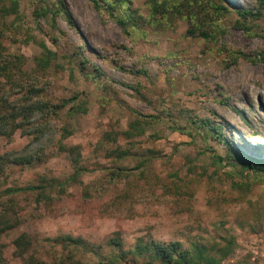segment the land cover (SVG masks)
<instances>
[{"label":"rangeland","instance_id":"rangeland-1","mask_svg":"<svg viewBox=\"0 0 264 264\" xmlns=\"http://www.w3.org/2000/svg\"><path fill=\"white\" fill-rule=\"evenodd\" d=\"M125 1L143 16L127 30L107 2L97 8L90 0H64L73 22L55 13L58 0H48L51 10L41 17L37 0H21L17 16L4 18L0 12V96L14 99L21 88L37 85L53 102L79 94L87 108L70 112L66 106L55 118L60 131L63 126L73 131L64 142L80 145L86 168L83 183L69 187L67 195L37 203L31 194L5 193L8 187L38 183L41 176L72 173L69 156L57 147L31 166L0 169V215L10 197L19 214L15 228L0 231V252L7 262L19 263L13 241L27 233L29 254L48 264L61 258L67 263L69 255L95 264L93 251L47 238L82 237L100 245L103 257L112 254L107 241L116 235L126 250L139 237L181 241L185 247L198 239L223 244L234 237L237 247L224 264H264V180L252 178L246 186L247 179L234 169L241 159L228 156L227 149L231 142L236 154L264 157V64L234 60L227 51L264 48V8L259 19L248 22V33L236 26L240 18L233 7H257V0H221L230 11L218 22V39L205 40L188 35L186 18L150 20L147 0ZM43 45L50 51L48 61L42 59ZM95 67L100 79L88 76L97 75ZM133 110L146 115V132L127 139L121 133L135 119ZM189 115L220 123L226 137L211 136L206 127H194L193 135L176 130L192 127ZM108 133H118L117 141ZM29 139L20 130L12 137L0 134V153L20 149ZM118 145L132 149V155L116 158L111 151ZM212 154L223 160L214 164ZM142 159L150 160L145 173ZM137 261L150 264L140 256Z\"/></svg>","mask_w":264,"mask_h":264},{"label":"trees","instance_id":"trees-1","mask_svg":"<svg viewBox=\"0 0 264 264\" xmlns=\"http://www.w3.org/2000/svg\"><path fill=\"white\" fill-rule=\"evenodd\" d=\"M20 1L1 0L0 12H3L1 15L4 18L9 14L19 15ZM37 1L39 2V6L35 9L37 17L47 15L51 10L48 0ZM90 2L97 8L101 7V2H107L108 11L125 30H127L130 23L133 26H137L138 22L143 19V16L140 15L139 17L136 11L127 6L125 0H90ZM127 2L129 3V1ZM147 3L150 8V20L159 19L157 18L158 15H160V18H186L190 24L187 31L188 35L202 36L205 40L218 39V22L224 18V11H230V6L224 5L221 0H147ZM58 4L60 6L57 7L55 13L57 11L58 13H64L68 20L73 22L64 0H58ZM257 4V7H233V12L240 18L236 23L239 29L249 33L250 26L248 22L261 17L264 0H257ZM144 19L147 20V17ZM43 47L46 53L42 56V59L44 58L45 61H48L45 58L50 57V51L46 45H43ZM227 51L234 60L245 58L255 64H264V48L258 49L253 53H246L240 49H227ZM85 62L82 61V70L87 69ZM95 70L97 75L89 72L88 76L100 79L102 76L100 68L95 67ZM18 92L21 94L14 99L0 96V134L12 137L16 130H20L21 134L29 136L30 139L20 149L0 153V169L3 170L9 164L31 166L36 162H41L53 147H57L60 153H66L69 156L73 172L64 178L41 176L38 183L8 187L5 189V193L10 196L27 193L33 195L37 203H50L55 198L67 195L69 187L75 184H82V176L86 171V168L81 164L82 152L80 145H68L64 142V138L70 136L73 131L67 126L61 127L60 131L55 118L59 117L61 110L66 106H69L70 112L74 110L76 112H87L86 104L83 101H78L79 94L53 102L51 99H46L41 95V88L37 85H31L27 89L23 87ZM132 112L136 116L135 119L121 133L127 139H134L144 135L146 132L145 124L147 121L143 119L146 115L138 110H133ZM188 118L191 120L192 127L178 126L176 130L193 135L192 130L194 127L197 129L206 127L209 135L218 138L226 137V132L223 130L224 127L209 117H192L189 115ZM108 136L114 141L118 139V133H108ZM232 147L233 144L228 142V156H234L237 160L238 158L241 159L240 168L236 164L234 169L242 178L247 179L246 186L252 178L256 181L264 180V157L246 155L244 152L236 154ZM111 154L116 158L123 159L132 155V149H124L118 145L111 151ZM212 158L214 164L223 160L220 155L215 156L212 154ZM139 165L141 173H145L150 165V160L142 159ZM236 184L243 186L242 182H236ZM84 196L89 197V192L86 191ZM8 202L4 205L3 212L0 215V231L3 232L15 228L19 223L18 210L15 209L18 203L12 197L9 198ZM47 240L64 247L74 245L87 251H93L98 257V262L95 264H139L137 256L148 258L150 264L153 262L158 264H224L223 261L231 256L237 247L234 237L227 238L223 244L217 240L201 241L198 239L193 241L188 247H185L181 241L165 242L157 241L153 238L145 239L144 237H139L134 247L126 250L122 239L116 235L107 241V245L112 249V254L102 257L100 245H90L82 237L62 234L54 238H47ZM13 244L15 246L14 254L20 259L17 264H48L36 255L29 254L32 239L27 233L17 236ZM0 264H12L7 262L2 252H0ZM58 264L87 263L69 255L67 263L65 259L61 258Z\"/></svg>","mask_w":264,"mask_h":264}]
</instances>
